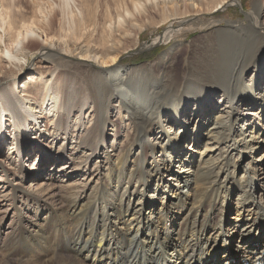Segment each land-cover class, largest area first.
Instances as JSON below:
<instances>
[{
  "label": "bare ground",
  "instance_id": "6f19581e",
  "mask_svg": "<svg viewBox=\"0 0 264 264\" xmlns=\"http://www.w3.org/2000/svg\"><path fill=\"white\" fill-rule=\"evenodd\" d=\"M17 1L0 0L17 67L0 76V264H263L264 0L206 22L241 1L81 6L65 33ZM151 24L165 48L124 62Z\"/></svg>",
  "mask_w": 264,
  "mask_h": 264
},
{
  "label": "rangeland",
  "instance_id": "374dc122",
  "mask_svg": "<svg viewBox=\"0 0 264 264\" xmlns=\"http://www.w3.org/2000/svg\"><path fill=\"white\" fill-rule=\"evenodd\" d=\"M146 1L147 0H138V3L142 4L145 3ZM234 1L236 2L241 1L242 7H240L236 3H232L228 5L226 8L219 10L218 12L213 14H209V12H204V10H200L199 13L201 15H199V17L204 22L213 19L215 20L240 19L243 17L242 11H247L251 7V3L253 0H234ZM17 2L20 12L23 15L30 16L34 11L33 13L34 15H36L35 17L43 20L44 22H49V29H52L55 33L57 32L65 33L66 31H69L70 29L76 26L74 20L76 19L78 13L77 11L78 9L81 8V6L82 8L83 6H85L83 10H85L88 6L90 8L92 7L93 11L96 13L98 17H103L107 14H115L116 12L122 13L125 7L131 10V4L129 3V0H76L78 7L73 4L66 7V5L63 4L61 0H33V1L18 0ZM92 5L94 6L95 9L93 8ZM75 12L76 15L73 14ZM73 16L75 18H73ZM159 16L160 14L157 12V10L153 8L149 9L148 12L149 18L157 20ZM154 28L155 27L153 26V24H151L143 29L142 35L140 37L136 49H133L130 55L126 54L124 62L125 61H128L130 63L145 62L155 58L158 54H160L163 48H165V45H160V47L159 46L153 47V49L147 48V45L151 41L152 37L157 34V31H153ZM161 28L162 27H160L158 31H160ZM197 32H198L197 30H190L183 35L184 37H182V39L190 40L193 36L197 34ZM39 44L40 41L38 40L31 41L28 44L29 51L25 54L26 60L25 57L22 56L20 61L22 63L26 62L29 64L32 62L33 64H35L36 58L34 57L30 58V55L36 50ZM0 66L3 67L0 70V76L4 73V71L6 72L9 69H12L15 72L17 71V67H15V65L10 66L0 61ZM25 74L26 72H23L19 77V80L22 79ZM256 153L259 154L258 151ZM35 154L36 152L31 153L32 158L35 156ZM150 207L151 204L147 205L144 211H148Z\"/></svg>",
  "mask_w": 264,
  "mask_h": 264
}]
</instances>
